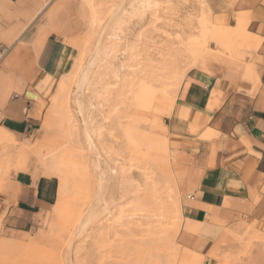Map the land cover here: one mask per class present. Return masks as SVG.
<instances>
[{
    "label": "rangeland",
    "instance_id": "1",
    "mask_svg": "<svg viewBox=\"0 0 264 264\" xmlns=\"http://www.w3.org/2000/svg\"><path fill=\"white\" fill-rule=\"evenodd\" d=\"M88 1L94 8H88L87 28L77 46L78 56L62 79V92L45 93L48 101L45 116L47 113L53 122L45 141L55 144L56 152L62 153L63 163L73 176L83 175L85 167L89 169L93 175L90 193L82 192L81 176H77L74 179L79 192L71 188L70 198L80 196L73 203L75 208L71 207L75 215L69 218L70 222L68 218L45 220L53 205L38 214L33 226L25 232L14 236L0 232V242L7 238L14 240L9 250H0V264H59L60 260L65 264H90L102 254L106 255L105 261L113 264H204L205 256L184 244L181 232L187 218L184 206L191 203L187 196L193 192L180 187L184 174L176 164L178 153L170 150L164 117L171 115L170 106L174 107L187 72L206 63L195 54L197 48L220 50L218 40H224L228 52L222 60L212 63L222 65H231V48H235L233 58L240 64L239 53L244 48H236V39L225 31L222 32L225 36L217 32V23L222 20L213 14L207 0H150L151 5L143 11L139 10L142 7L138 0ZM96 9L95 18L92 10ZM223 18L230 19V15ZM82 58L84 67L89 68L90 79L78 91L72 81ZM68 103L73 116L62 125L53 104ZM44 135L40 127L27 142L33 144ZM47 152L46 149L43 153ZM10 162L14 164L0 193L10 191L20 175L46 176L34 156L27 161L19 160L18 168H14L15 161L6 165ZM73 165L80 173H72ZM225 205L232 206L229 201ZM120 211L124 214L125 228L117 220ZM228 228L235 234L241 230L249 233L251 224H232L222 233ZM99 233H107L105 238L109 236L105 252L96 243ZM256 239L249 234L248 239L225 238L219 242L229 243L222 253L209 255L219 264H241L249 255L251 241Z\"/></svg>",
    "mask_w": 264,
    "mask_h": 264
},
{
    "label": "crops",
    "instance_id": "2",
    "mask_svg": "<svg viewBox=\"0 0 264 264\" xmlns=\"http://www.w3.org/2000/svg\"><path fill=\"white\" fill-rule=\"evenodd\" d=\"M207 1L222 22L237 26V17L243 19L260 44L240 51V67L211 61L190 69L164 117L184 174L180 187L193 192L181 232L185 246L205 256L204 264H219L209 253H222L229 244H219L223 239L249 234L257 239L241 264H264V0H236L233 7L229 0ZM86 11L82 0H0V125L23 143L40 127L42 133L47 90L62 92L87 28ZM229 52L234 57L235 48ZM248 64L257 80L246 72ZM28 174L0 193V232L8 236L32 227L57 200L55 178ZM245 222L249 233H222Z\"/></svg>",
    "mask_w": 264,
    "mask_h": 264
},
{
    "label": "bare ground",
    "instance_id": "3",
    "mask_svg": "<svg viewBox=\"0 0 264 264\" xmlns=\"http://www.w3.org/2000/svg\"><path fill=\"white\" fill-rule=\"evenodd\" d=\"M140 3V6L142 8H140L139 10L140 11H143L142 9L143 8H148L150 5H151V1L150 0H138ZM134 2V1H133ZM236 2V0H229V6L230 7H233L234 3ZM125 4V3H123ZM82 6L85 10L88 11V8L90 9H93L94 8V5L92 3H89L88 0L86 1H82ZM137 6H138V3H137ZM119 8V7H118ZM136 8V7H135ZM139 8V6H138ZM120 9V8H119ZM134 9V8H133ZM137 9V8H136ZM138 10V9H137ZM86 11V12H87ZM113 11V10H112ZM120 11V10H119ZM139 11V12H140ZM145 11V10H144ZM93 14H94V17L96 18L97 14L98 13V10H92ZM138 12V11H137ZM141 13V12H140ZM139 13V14H140ZM123 14V13H122ZM110 15V14H109ZM120 15V14H119ZM92 16V14H91ZM140 16V15H139ZM240 16V15H239ZM88 17V16H87ZM136 17V15H135ZM113 18V17H112ZM238 19V24L237 26H234L233 29H230L231 26H228V25H224L222 22H218L217 23V32L219 34H223L222 32L225 31V34L230 36V37H234L236 40H235V44L234 46L236 48H245V49H251V50H257L258 47H259V44H260V37H258L257 35H254V34H251L249 33V31L247 30V28L245 27V25L243 24V19ZM245 21V20H244ZM226 24V23H225ZM116 29V28H115ZM108 30V29H107ZM224 35V34H223ZM222 35V36H223ZM117 36V34H116ZM125 36V35H124ZM225 36V35H224ZM113 37V36H112ZM100 38V37H99ZM222 38V37H221ZM98 39V38H97ZM225 39V38H224ZM102 40V39H101ZM220 43H221V49L220 50H214L212 48H209V47H206V49H199L197 48L195 50V54L197 55L198 58H201L204 62H211V61H220L222 60V57L225 55V52H228V47H227V43L224 42V40H218ZM96 47V46H95ZM96 54V53H95ZM105 54V53H104ZM228 56V55H227ZM226 56V57H227ZM229 58V57H228ZM232 58V62L231 64L233 65H236L237 67H240L236 61V59H234L233 57ZM230 60V59H229ZM225 61V60H224ZM223 61V62H224ZM79 65H78V72H77V75L76 77L74 78V80L72 81L73 83V86H77V90L80 91V87L82 85H85L87 84L88 80L90 79L89 78V68H85L84 67V59L82 58L81 61H79ZM226 62V61H225ZM239 62V61H238ZM241 62V61H240ZM106 63V62H105ZM214 63V62H213ZM242 63V62H241ZM207 64V63H206ZM206 66V65H205ZM207 67V66H206ZM246 72L248 74H250L251 76H253V79H258V76L257 74L255 73V71L253 70V68L248 64L246 66ZM244 70V69H243ZM76 71V70H75ZM123 73V72H122ZM76 74V73H75ZM92 76V75H91ZM71 83V82H70ZM77 91V92H78ZM78 94H80L78 92ZM93 104V103H92ZM66 105V104H65ZM85 105V104H84ZM96 107V106H95ZM173 108V106H170ZM53 108H55L56 110V114L57 116L60 118V124H64V122H70V119L71 117L73 116L71 111H70V106H69V103L66 105V106H61V105H57V104H53ZM84 108V107H83ZM50 117V116H49ZM49 117H46L45 120L43 121V124H42V129L45 131V135L41 138H39L38 140H36V142H34L33 144H29V143H23L21 142L17 136L15 135L14 132L10 131L9 129L5 128L4 126H1L0 125V192H3V182L4 180L6 179L7 177V174L9 172V169L10 167L13 166V164H10L9 165H6L7 162L9 161H15V165L14 168H18V164L17 162L19 160H22V161H27L29 160V158L31 156H34L40 163L41 165L44 167L45 169V175L47 177H50V178H56L58 179L59 181V188H58V196H57V200L54 204V207L52 208V211L51 212H48V215L46 216V219L47 221L51 220V221H57V220H65V219H69L73 216V211L71 209L73 203L75 204V201L77 200V196L80 194H78L77 196L75 195L76 193L75 192H79V190H77L76 186H77V181H75L74 178H76L77 176H79V174L77 176H73L72 174H70V170H68L63 161L62 160L63 158H61V154L59 152H56V148L55 147V144H52V143H48L46 142V136L48 135V133L51 131V128L53 126V122L51 121V119ZM86 117V116H85ZM89 119V118H88ZM86 122V121H85ZM65 125V124H64ZM67 125V123H66ZM69 125V124H68ZM67 125V126H68ZM65 126L68 130V127ZM90 126V125H89ZM92 127V126H91ZM66 128H63L64 130ZM75 130V129H74ZM89 135V134H88ZM102 135V134H101ZM88 140H91V139H88ZM82 141V140H81ZM84 144V143H83ZM92 144V143H91ZM93 145V144H92ZM60 147V146H59ZM62 147V146H61ZM93 147V146H92ZM47 149V154H44V150ZM91 151V150H90ZM62 152V151H61ZM85 154V153H83ZM74 156V155H73ZM79 156V155H78ZM84 156V155H83ZM81 157V156H80ZM85 158V157H84ZM89 158V157H88ZM92 158V157H91ZM86 160V158H85ZM74 161V160H73ZM84 161V160H83ZM82 162V161H81ZM28 163V162H27ZM68 163V162H67ZM86 163V162H85ZM88 163V162H87ZM8 164V163H7ZM68 165V164H67ZM82 165V164H81ZM108 165V164H107ZM74 166V167H73ZM72 166V173H77V169L75 167H77L76 165H73ZM79 166V165H78ZM84 166V165H83ZM89 167V166H88ZM6 168L8 170H6ZM69 168V169H70ZM81 168V167H80ZM86 168V167H85ZM85 172H83L82 174L83 175H80L79 178H80V184L82 183L81 185V188H82V192H85L84 194H86V192H88L89 190H91V185H92V182H93V179H92V176L91 175V172L89 171V169H85ZM110 168V167H109ZM76 169V170H75ZM103 169V168H102ZM83 170V171H84ZM79 172V171H78ZM107 172V171H106ZM112 172L114 173L115 170H112ZM80 173V172H79ZM105 173V172H104ZM103 174V173H102ZM9 177V176H8ZM78 178V179H79ZM105 178V177H104ZM108 178V177H107ZM77 180V179H76ZM101 180V179H100ZM82 181V182H81ZM106 181V180H105ZM76 183V184H75ZM78 183V184H79ZM79 184V185H80ZM57 185V184H56ZM73 187L76 188V191L74 192L75 196L70 198V194L73 190ZM93 187V186H92ZM154 187V186H153ZM72 188V190H71ZM79 188V186H78ZM80 189V188H79ZM156 189H159V188H156ZM160 190V189H159ZM94 192V191H93ZM90 193V192H88ZM108 195V194H107ZM157 195V194H155ZM78 196V198H79ZM87 196V195H86ZM103 196V195H102ZM87 198V197H86ZM88 199V198H87ZM101 199V198H100ZM156 200V198H154ZM103 200H105L103 198ZM78 201V200H77ZM80 201V200H79ZM162 201V199H161ZM106 202V201H104ZM122 203V202H121ZM99 204V203H98ZM95 205V204H94ZM115 205V204H114ZM75 205H73L74 207ZM97 206V205H96ZM111 206V205H109ZM156 206V205H155ZM210 206V205H208ZM93 207V206H92ZM91 207V208H92ZM75 208V207H74ZM119 208V207H118ZM109 209V208H108ZM117 209V208H116ZM76 210V209H75ZM107 210V208H106ZM108 211V210H107ZM110 211V210H109ZM82 210H80V214H82ZM96 214H97V211H95ZM124 212V211H123ZM111 213V212H109ZM125 213V212H124ZM113 214V213H112ZM123 213H121L120 211V214L119 216L117 217V220H119V223L122 227L125 228V220H124V214L122 215ZM169 214V213H167ZM166 214V215H167ZM75 215V214H74ZM78 215V214H77ZM157 214H155L154 216H156ZM181 215V214H180ZM90 216V215H89ZM93 216V214H92ZM94 217V216H93ZM100 217V216H98ZM143 217V216H142ZM132 218V216H131ZM160 218V217H159ZM80 219V218H79ZM90 219V218H89ZM95 219V218H94ZM102 219V218H101ZM103 220V219H102ZM113 220V219H112ZM179 222H180V219H178ZM70 222V219L68 220ZM72 221V220H71ZM91 221V220H90ZM93 221V220H92ZM157 221V220H156ZM0 222H1V218H0ZM46 222V221H45ZM64 222H67L64 221ZM86 222V221H85ZM83 221V223H85ZM138 222V221H137ZM170 222V221H169ZM173 222V221H172ZM176 222V221H175ZM62 223V222H60ZM76 223V222H75ZM82 223V224H83ZM99 222H97L98 224ZM101 223V222H100ZM99 223V225H100ZM143 223V222H142ZM162 223V222H161ZM2 224V223H1ZM1 224H0V228H1ZM87 224L88 223V220H87ZM145 224V223H143ZM56 225V224H55ZM67 225V224H66ZM84 225V224H83ZM86 225V224H85ZM151 225V223L149 224V226ZM176 225V223H175ZM140 226V224H139ZM162 226V225H161ZM165 226V225H164ZM163 226V227H164ZM62 227V226H61ZM60 227V228H61ZM64 227V226H63ZM73 227H76V224L73 225ZM72 227V228H73ZM80 227V226H79ZM86 227V226H85ZM145 227V226H144ZM166 227V226H165ZM172 227V225H171ZM169 227V228H171ZM66 228H68L66 226ZM71 228V229H72ZM141 228V227H140ZM150 228V227H149ZM167 228V227H166ZM175 228H177L175 226ZM59 229V228H58ZM70 229V228H69ZM165 229V228H164ZM84 230V229H83ZM51 231V230H50ZM177 231V230H176ZM258 231V230H257ZM60 232V231H59ZM72 232H74L72 230ZM107 234V233H99V239L97 240V244H99L98 248L101 250V252H105V247H107L109 245V232H108V235L107 237L105 238L104 235ZM70 235V234H68ZM170 235V234H169ZM106 236V235H105ZM177 236V235H176ZM65 237V236H64ZM67 237V236H66ZM113 238V237H112ZM119 238V237H118ZM6 239V238H5ZM69 238H67L66 240H68ZM93 239V237H92ZM173 239V238H171ZM65 240V242H66ZM69 241V240H68ZM119 241V240H117ZM14 240L12 239H6L5 241L2 240V242H0V250H9L10 247L14 244L13 243ZM112 242V241H110ZM166 242V240H165ZM113 243V242H112ZM66 244V243H65ZM68 244V243H67ZM175 244V243H174ZM165 245V244H164ZM167 245V243H166ZM64 246V245H63ZM66 246V245H65ZM177 246V245H176ZM181 247V246H180ZM179 250V249H178ZM179 252V251H178ZM177 252V253H178ZM103 255V254H102ZM100 256V259L97 260V261H92V263L90 264H113V263H109L107 261H105L107 258H106V255H103V256ZM177 255V254H176ZM92 256V255H91ZM67 257V256H66ZM69 257V256H68ZM120 257V256H119ZM68 259V258H67ZM59 264H65L63 262V260L59 262Z\"/></svg>",
    "mask_w": 264,
    "mask_h": 264
},
{
    "label": "built area",
    "instance_id": "4",
    "mask_svg": "<svg viewBox=\"0 0 264 264\" xmlns=\"http://www.w3.org/2000/svg\"><path fill=\"white\" fill-rule=\"evenodd\" d=\"M188 199H193V195L192 194H189L188 195Z\"/></svg>",
    "mask_w": 264,
    "mask_h": 264
}]
</instances>
